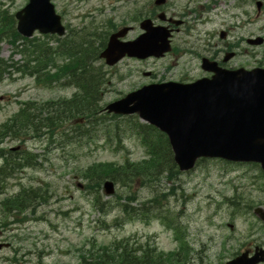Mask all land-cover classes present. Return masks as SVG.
Here are the masks:
<instances>
[{"label":"rangeland","instance_id":"rangeland-1","mask_svg":"<svg viewBox=\"0 0 264 264\" xmlns=\"http://www.w3.org/2000/svg\"><path fill=\"white\" fill-rule=\"evenodd\" d=\"M25 4V0H0V9L13 16ZM54 4L65 26L80 27L86 23L101 25L107 20L120 24L127 19L123 15H103L100 11L102 5L106 4L103 0H78L76 3L56 1ZM63 10L65 15L62 14ZM254 11L253 1L249 4L248 0V17L259 21L246 26L243 32L247 35H264V29L260 31L264 26V16L256 19ZM136 32L126 39H134L140 33L139 29ZM177 39H181V35ZM261 51L264 53V47ZM15 52L14 46L6 40L0 44V60L3 62H21L22 56ZM167 63L168 60L143 64L122 61L110 69L111 81L102 104L107 105L146 84L148 81L143 78L139 69L165 74ZM185 66L181 62L174 73ZM72 93L71 88L58 86L50 90L37 89L31 80L15 75L0 85V124L15 114L21 103L57 101L70 98ZM51 113L53 114V110ZM38 114L39 112L34 113L35 116ZM113 121L102 119L99 123L102 126L111 122L122 128L121 120ZM65 129L68 131V128ZM68 138L71 141L61 138L60 141L50 143L47 138H43L42 142L29 138L24 142V147L29 152L39 155L45 161L39 163L40 168L36 171L25 170L26 172H20L22 175L18 174L16 178L8 180V194L17 193L22 187L41 188L48 191L49 200L37 211L35 216L39 218L38 221L30 220L13 226L12 231H0V244L8 245L0 252V264H16L14 259L20 264H78L81 253L85 254L92 246L100 248L121 240L154 244L158 250L166 253L176 250L173 231L159 221L145 223L137 219H127L121 223L123 216L114 196L124 195V190L117 191L116 186L115 195L109 198L100 192L96 203L93 194L83 189L86 181L79 178L80 170L93 163L122 164L127 158L133 163L139 162L144 155L138 142L125 134L120 144L116 140L106 144V138L100 131L85 137H76L69 133ZM48 145L51 147L47 152ZM10 147L18 145L14 142ZM168 194L170 197L162 199L163 195ZM134 195L137 202L131 205L133 209L157 195L164 210H170L182 217L183 220H178L181 224L184 222L186 227V242L194 252L199 253L193 259L197 264H218L219 259L227 258L228 253L238 249L237 243H227L231 237L243 239L246 244L260 240L264 245V226L262 233L258 234L261 227L246 205V202L251 201L253 207L257 204L264 209V185L258 178V173L246 165H224L214 160L206 161L200 163L192 172L177 176L173 184L162 179L159 184L155 183L150 187L139 185ZM232 204H237L243 210L235 211L238 212L235 215ZM233 215L237 217L232 218ZM118 220L120 223L114 222ZM13 248L19 250L16 257H13Z\"/></svg>","mask_w":264,"mask_h":264},{"label":"water","instance_id":"water-1","mask_svg":"<svg viewBox=\"0 0 264 264\" xmlns=\"http://www.w3.org/2000/svg\"><path fill=\"white\" fill-rule=\"evenodd\" d=\"M18 19V31L26 37L36 28L60 31L57 19L47 24L28 10ZM116 46L112 41L110 54L129 55V47ZM134 55L144 57L140 52L130 54ZM108 111L137 113L167 133L180 171L191 169L199 157H214L258 163L264 172V71H217L211 81L192 86L145 88L111 105ZM105 188L107 194L112 193L111 184ZM256 213L264 220L262 211ZM244 257L228 264H244Z\"/></svg>","mask_w":264,"mask_h":264},{"label":"trees","instance_id":"trees-1","mask_svg":"<svg viewBox=\"0 0 264 264\" xmlns=\"http://www.w3.org/2000/svg\"><path fill=\"white\" fill-rule=\"evenodd\" d=\"M79 49V46H74L73 51ZM80 55L72 57V65L67 70H71L72 79L68 83H72L78 89V93L75 94L72 99L65 101L61 105H57L55 110L54 128L51 125L46 124V130L55 131L59 127L61 122H65V114L69 121H74L78 118L83 120L92 127H98V113L100 111L99 104L102 100V96L99 94V86L102 81V74L99 70L92 68V63L89 61V52L93 49L86 47ZM91 50V51H89ZM29 58H33L32 52L28 53ZM71 58V57H70ZM76 62L79 64H76ZM58 81L59 78L54 79ZM56 107V106H55ZM66 111H62L63 109ZM49 120V119H48ZM126 127L139 135H144L143 146L147 152V160L139 163H124L122 166L114 164H95L87 172L83 174V178L87 180L98 193L101 189L102 182L104 180H113L121 183L122 186L127 187L133 184L135 181H140L141 184L146 183L153 175H159L160 172H168L170 174L175 170L172 163L171 153L164 136L156 132L152 128L140 125L136 120L128 119ZM30 130L27 126L23 127V132L27 133ZM38 132L36 128L33 130ZM25 205H28V200H23ZM11 204L8 205L10 207ZM7 206L5 205V208ZM124 213H128L126 210L127 205H121ZM7 209V208H6ZM93 257V256H92ZM98 264H179V254L164 256L156 253L153 249H136L130 251L127 245L120 244L114 246V249H104L95 256Z\"/></svg>","mask_w":264,"mask_h":264},{"label":"flooded vegetation","instance_id":"flooded-vegetation-1","mask_svg":"<svg viewBox=\"0 0 264 264\" xmlns=\"http://www.w3.org/2000/svg\"><path fill=\"white\" fill-rule=\"evenodd\" d=\"M247 2L248 0H161L158 7L152 3L147 4L143 13L165 16L164 26L171 31V43L173 44L177 34L181 35L179 40L181 46L173 45L175 48L186 49L180 53L181 55L193 56L199 60V64L203 58H206L217 63L220 68L234 70L242 66L247 67V38L242 36L247 21V18H244L248 15ZM263 15L264 9L261 10L258 18ZM217 18L225 21L223 33L219 32L218 36ZM172 22L178 23L172 24ZM191 37L201 47L200 51L196 46H189L186 42ZM173 55L176 56L177 53L173 52ZM253 64L264 65V61H254ZM200 74V77L208 76L201 70ZM184 79H187V76L179 80ZM245 247L248 252H252L255 248L251 244Z\"/></svg>","mask_w":264,"mask_h":264}]
</instances>
